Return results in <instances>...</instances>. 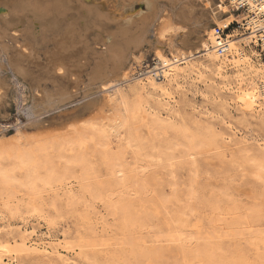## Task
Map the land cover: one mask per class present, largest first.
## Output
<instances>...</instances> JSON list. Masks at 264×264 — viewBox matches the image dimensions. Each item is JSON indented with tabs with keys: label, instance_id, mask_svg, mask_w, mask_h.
<instances>
[{
	"label": "rangeland",
	"instance_id": "374dc122",
	"mask_svg": "<svg viewBox=\"0 0 264 264\" xmlns=\"http://www.w3.org/2000/svg\"><path fill=\"white\" fill-rule=\"evenodd\" d=\"M191 1L198 10L219 14V22L206 21L207 27L226 28L235 23L234 30L243 34L240 39L249 35L237 28L236 23L248 18L235 12L232 0ZM134 6V10H146L143 2ZM156 7L158 12L165 8L163 14L174 22L172 38H177L178 49L197 51L203 37L200 31L205 27H194L185 17L176 15L169 0H157ZM236 17L239 21H234ZM176 24L182 27L177 28ZM142 34L151 38L147 29ZM241 43L251 52L252 65L264 68V47L248 43L247 39ZM28 44L37 54L27 62L53 69V55L48 50L54 45L45 49ZM150 56H154L153 52L147 51L140 63ZM201 58L197 54L195 59ZM79 63L81 67L71 72L80 75H53L55 81L64 82L77 94L66 108L49 113L44 110L46 103L38 100L44 95L40 93L39 98L33 94L38 85L31 79H23L26 86L18 84L6 62L0 59V76L6 82V97L0 102V142L8 139L12 148H33L40 174H63L68 170L66 174L72 175L69 181L76 193L73 197L65 194V182L53 188L40 182L35 201L26 205L19 200L22 195L29 200L28 194H22L25 189L8 200L6 192L1 194L0 185V237L10 243L24 238L28 245L44 242L62 246L63 257L33 259L24 253L14 260L7 258L6 264H65L64 259L71 264H264V167L262 177L256 171L264 161V114L244 112L229 92L225 96L231 100L222 106L211 93L210 81L195 86L187 78L179 80L185 85L184 90L173 83L175 102L170 109L160 110L161 118L175 121V128H168L165 133L137 118H129L126 126L112 127L115 115L105 109V93L98 89L99 84L87 86V61L81 58ZM134 71L138 73V67ZM229 75L231 78L232 73ZM121 76V71L108 73L109 79ZM246 77L250 79L249 73ZM52 83L41 81V86L52 91ZM88 88L94 94L86 101H94V107H87L83 99ZM29 106L37 107L34 111L39 115L30 118L26 113ZM23 124L22 137H12L11 133ZM103 130L113 152L125 149L132 134L142 143L143 150L136 146L127 149L122 181L104 159L105 147L100 142L102 138H98V132ZM207 130L210 139L201 134ZM189 135L198 141L194 156L187 155ZM172 151L175 158L165 160L164 154ZM24 174L19 172L17 176ZM16 204L21 205L18 212L14 209ZM31 204H36V208ZM32 229L38 234L31 236ZM50 231L52 236L48 238L44 234ZM170 234H184L187 238L170 241ZM71 242H88L90 246L82 251L80 246L72 248Z\"/></svg>",
	"mask_w": 264,
	"mask_h": 264
},
{
	"label": "bare ground",
	"instance_id": "6f19581e",
	"mask_svg": "<svg viewBox=\"0 0 264 264\" xmlns=\"http://www.w3.org/2000/svg\"><path fill=\"white\" fill-rule=\"evenodd\" d=\"M169 1L171 6L176 9V15L185 17L194 27H205L203 31H200L203 32V37L197 51L178 49L177 38H172V32L175 31L174 22L171 21V18H167V16L170 17L168 14H163L165 8L158 12L156 9L157 0H120L119 4L118 0H114V3H111L114 8H118L120 11L126 8L123 21L119 23L113 22L100 7L90 5V1L86 0H0V5L6 8L4 14L0 16V59L6 62L18 84L26 86L23 79H31L34 84L38 85L33 94L39 95V98L41 97L40 93L44 95L38 100L41 101L40 103H46L44 110H49L47 112L50 113V111L60 110L64 106L66 108L68 106L66 104L71 103L77 94V90L74 88L73 90L64 82L55 81L53 75L58 74L59 77L69 73L80 75L79 72L73 73L71 71L81 67L79 60L84 58L87 61L86 71L90 82L86 85L99 84L98 89L105 93L106 108H104L115 115L112 127L126 126L129 118H137L142 123H148L153 129L165 130V133H167L168 128H175V121L161 118L160 110L170 109L175 102L173 83L176 84V87L184 90L185 85L179 80L187 78H191L192 85L195 86L198 85V82L210 81L211 93L220 100L222 106L231 100L225 96V93L229 92L233 96V102L239 104L244 112L251 115L264 114V68H256L252 65L251 52L246 50L241 43V40L244 39H247L248 43H258L262 40L264 45V0H254L250 3L249 11L251 14L247 15L246 18H248L247 24L253 29L251 34L240 39L239 37L243 34L237 30L231 32L230 37L232 38L224 54H219L216 49L215 26L207 27L204 25L206 21L219 22L218 13L212 10L210 12L209 10H198L191 0ZM140 2L145 3L146 10L135 11L132 8L134 3ZM232 2L235 3V0ZM234 21L239 20L236 17ZM149 25L150 28H147ZM176 26L177 28L182 27L179 24ZM145 29L151 38L142 34ZM28 42H31L33 47L38 46L45 49L54 45L48 50V54L52 52L53 55L51 60L53 69L48 70L46 67L32 66L31 62H27L35 58V54H37L34 49L30 48ZM55 46H57L56 49L52 50ZM167 48L170 53H167ZM147 51L153 52L157 62L155 67H146V69L141 70L143 66L140 61L142 62L141 58ZM197 54H200L202 58L196 60ZM135 67L139 68L138 73H135ZM117 71H121V78H108L109 72ZM229 72L232 73L231 78ZM248 73L250 79L245 78ZM74 78L79 79V76ZM40 80H51L54 85L53 92L46 90L47 87L45 86L42 88ZM5 87L6 82L0 76V102H3L2 99L6 97V94L4 95ZM89 88L85 89L87 94L83 98L85 101L94 94L93 92L91 94L92 89L89 90ZM40 89L44 90V94L40 92ZM153 99L157 104H153ZM80 101L78 100V103L81 104ZM94 103V101L88 100L85 104L89 107ZM34 108L29 106L26 109L30 118L38 114ZM261 119L264 122V118L261 117ZM25 125L18 126L16 131L11 133L12 137H22L24 134L22 128ZM115 131L119 130L116 129ZM98 133V138H102L100 142L105 147L104 159L109 163L108 166L115 177L122 181L125 171L123 164L127 160V149L136 146L139 151L143 150L142 143L137 135L132 134L127 139L125 149L113 152L109 150L111 148L109 147L107 132L103 130ZM209 133L207 130L206 133L201 134H205L204 136L210 139ZM187 140H189L187 155L194 156V148L198 145V141L193 138V135H189ZM6 141L7 143H5ZM5 142H0V147H2L0 150V185L3 189L1 194L6 192L8 200L25 189L26 192L22 194H28L29 200L26 201L25 195H22L19 200L26 205L33 203L40 182L48 188H53L57 183L63 185L65 182V194L69 197L76 195L73 182L69 181L72 175L66 174L69 172L68 170L63 174H56L55 172L40 174L36 168L37 154L33 148H12L8 146L10 142L8 139ZM164 158L171 161L175 158V153L173 151L166 152ZM81 159H83L82 156ZM263 167L264 161L260 162L256 168L260 177L263 176L261 171ZM19 172H24V177H18ZM31 205L36 208V204ZM20 206L16 204L14 207L16 212L20 211ZM49 228L51 229V227ZM37 232L36 229H32L29 234L32 236L38 234ZM216 233L214 232L215 235ZM44 235L48 238L52 236L51 231ZM170 235L172 236V234ZM183 235L172 236L173 238L170 236L171 240H169L183 241L187 238ZM67 243L66 240V245ZM85 243L87 244L71 242V246L72 248L75 245L76 247L80 246L83 251L85 247L90 246V243ZM60 247L44 242L28 245L24 238L21 242L17 240L10 243L9 240L0 237V264H6L7 258L14 260L16 255L24 253L33 259H54V256L62 259ZM64 261L65 264H71L67 259Z\"/></svg>",
	"mask_w": 264,
	"mask_h": 264
},
{
	"label": "built area",
	"instance_id": "2783aa9c",
	"mask_svg": "<svg viewBox=\"0 0 264 264\" xmlns=\"http://www.w3.org/2000/svg\"><path fill=\"white\" fill-rule=\"evenodd\" d=\"M254 0H235L234 3V9L235 12L239 15H250L251 12L249 11V6L250 3L253 2ZM247 20L244 19L243 23H236L237 24V28H241L243 30L244 33L247 34H251L252 32V28H250V26H248L247 24ZM235 23L231 24L230 26L226 27V28H220L219 26H215V35L217 37V44H216V49L218 51L219 54H224L228 47H229V43H230V39L232 37H230V33L232 31H234V29H236L234 27ZM259 44H261L262 47H264L262 45V40H260L258 42ZM157 60L155 59V56H150V58L145 59L143 61V63L141 64L142 69H146V67H155ZM139 69V68H138ZM160 70V69H159ZM142 72V71H141Z\"/></svg>",
	"mask_w": 264,
	"mask_h": 264
},
{
	"label": "water",
	"instance_id": "95a60500",
	"mask_svg": "<svg viewBox=\"0 0 264 264\" xmlns=\"http://www.w3.org/2000/svg\"><path fill=\"white\" fill-rule=\"evenodd\" d=\"M86 1H90V3H92L93 5H96L97 7H100L101 10H104L105 14L108 15L109 18H111L113 22L119 23L123 21V15H124V11L126 8L121 11L118 8H114V6H112L111 4V3H114V0H86ZM119 2L120 0H118V4ZM132 8L135 9V6H133ZM5 9L6 8L3 5H0L1 16L4 14ZM138 10H143V9H138ZM138 10H135V11H138Z\"/></svg>",
	"mask_w": 264,
	"mask_h": 264
}]
</instances>
